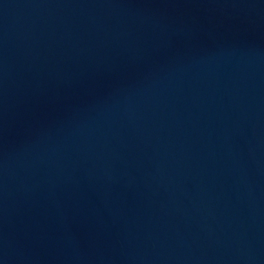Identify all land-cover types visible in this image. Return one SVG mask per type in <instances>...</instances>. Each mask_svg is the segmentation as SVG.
<instances>
[{
  "label": "water",
  "instance_id": "1",
  "mask_svg": "<svg viewBox=\"0 0 264 264\" xmlns=\"http://www.w3.org/2000/svg\"><path fill=\"white\" fill-rule=\"evenodd\" d=\"M0 264H264V0H0Z\"/></svg>",
  "mask_w": 264,
  "mask_h": 264
}]
</instances>
